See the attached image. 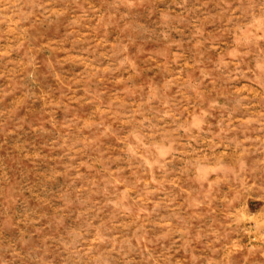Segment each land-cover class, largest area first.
I'll list each match as a JSON object with an SVG mask.
<instances>
[{"label": "rangeland", "instance_id": "1", "mask_svg": "<svg viewBox=\"0 0 264 264\" xmlns=\"http://www.w3.org/2000/svg\"><path fill=\"white\" fill-rule=\"evenodd\" d=\"M0 264H264V0H0Z\"/></svg>", "mask_w": 264, "mask_h": 264}]
</instances>
